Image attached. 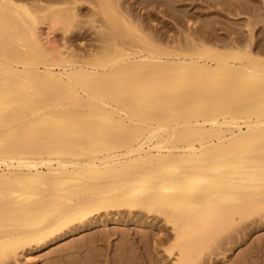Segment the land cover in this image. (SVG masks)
I'll list each match as a JSON object with an SVG mask.
<instances>
[{
	"label": "bare ground",
	"instance_id": "1",
	"mask_svg": "<svg viewBox=\"0 0 264 264\" xmlns=\"http://www.w3.org/2000/svg\"><path fill=\"white\" fill-rule=\"evenodd\" d=\"M195 2L0 0V264L64 236H78L77 246L88 232L91 258L73 243L83 257L73 264H100L93 244L108 237L96 229L125 217L163 220L170 233L157 244L170 236L173 264H202L241 224L264 218V38L252 33L260 11L246 5L247 40L234 29L221 38L205 30V12L178 11ZM159 6L190 29L200 21V31L152 35L143 20ZM84 27L99 37L96 50L52 43L71 28L83 39Z\"/></svg>",
	"mask_w": 264,
	"mask_h": 264
},
{
	"label": "rangeland",
	"instance_id": "2",
	"mask_svg": "<svg viewBox=\"0 0 264 264\" xmlns=\"http://www.w3.org/2000/svg\"><path fill=\"white\" fill-rule=\"evenodd\" d=\"M134 0H128L129 3H132ZM225 2H231L232 6H228L229 8H226L224 11H220L219 8L210 6V12L208 11H204L205 6H207L206 4H202V3H198V0H196V4L202 5V6H197L194 7L192 9H190L187 5L186 6H181L178 5V11L182 14L184 10H188L189 12H205L201 18L202 20L205 22H207V24L209 23V25L212 27H205V30L210 29L212 30V35L214 37H221V38H228L232 29H234L235 31H238V33L240 34V37L247 40V35H248V31H247V27L245 26L247 24V22L251 21V15L249 13H247V7L251 6V8L254 9H258L260 11V16L259 18L257 17L256 19V23H253V35L256 36V41L258 38H264V33L260 32V30L264 31V0H224ZM252 1H254L252 3ZM137 2V0H136ZM249 2V3H248ZM241 3V4H240ZM247 3V4H246ZM247 5V7H246ZM227 7V6H226ZM240 7V8H239ZM149 10L151 11V17L150 19H145L143 20V25L148 29V31L154 35V36H162L165 39H169L171 41V38H180L181 36V31L182 30H188L189 26L184 22L185 20L181 18L177 19L175 18V16L173 15H169L167 12H164V7L159 6L158 8L156 7H150ZM218 10L219 14L216 13H212L213 11ZM178 11H174L176 13V15L180 14L178 13ZM145 9H142L141 6H137V4H134V16L136 18L140 17L139 19L141 20L142 18L144 19L145 17ZM262 14V15H261ZM263 16V17H262ZM261 17V18H260ZM211 19V22H210ZM215 19L212 24V20ZM260 19V20H259ZM184 20V21H182ZM190 22H193V19H189ZM209 20V21H208ZM142 21V20H141ZM195 22V21H194ZM200 24V21H199ZM198 23H195L192 25L191 29L189 28V32H192L193 34H195L197 31H200V27L201 25H199ZM233 26V27H230ZM262 25V27H260ZM87 27V26H86ZM86 27H84V29L81 30V32L83 31V33L86 31H88L85 34V37L83 36V39L81 38L80 40H77V38L73 39V37L71 36V33L76 31L75 28H71L70 31L68 32V35L63 36L61 31H57L55 32V37L53 38L52 43L56 42V45L58 43L62 44L63 42L67 41V45L72 46L74 49H76L79 53L81 54H87L90 53L89 50L91 51L92 49H97L98 46H100L99 42H98V36L95 34V32L93 33L92 30L90 29H86ZM204 27V26H203ZM43 28V29H42ZM41 29L42 31L46 30L45 27L43 26ZM88 28V27H87ZM197 28V29H196ZM258 28L260 30H258ZM214 29V30H213ZM231 30V31H230ZM43 31V32H44ZM60 32V33H59ZM58 35H57V34ZM60 34V36H59ZM59 36V37H58ZM68 36V38H67ZM71 36V38H70ZM87 36V37H86ZM249 36V35H248ZM56 38V40H55ZM67 38V39H66ZM65 39V40H64ZM60 46V45H58ZM95 46V47H94ZM128 215V214H125ZM117 218V217H115ZM125 222L124 223H117L118 225H120V229L125 233H122L120 231H118V225L116 223H108L105 224L104 226H102V230L103 233L99 230L96 229V233H100L103 235H106V237H108L105 241V239H103L105 242H99L101 245H98L97 243L93 244V246L96 247V249H99L100 247L102 248L99 249L100 253L98 250V253H100V262L98 261L100 264H120V262L122 263V260L125 261L124 259L128 256V254L130 255V257L128 256L129 260V264H173L174 262V258L173 256H168L165 252H164V248L166 246H168V244L170 243V236L168 238L167 241H163L160 244H157V239L159 238H163L165 234L170 233L169 231V227L166 226L163 222V220L159 219V220H153L151 218H148L146 220H141L140 222L137 221L136 223H126V221L128 220V217L124 218ZM151 220V222H150ZM159 221V222H158ZM162 221V222H161ZM147 222L149 223L148 226L144 225L143 223ZM251 224H250V223ZM141 223V224H140ZM110 224H112L110 226ZM114 224V225H113ZM129 224V225H128ZM134 224V225H133ZM155 224V225H154ZM123 225V226H121ZM112 226L114 227L112 230L114 233L111 234L112 232L110 231V228H112ZM142 226V227H141ZM246 226V227H245ZM139 227V229H138ZM146 227V228H145ZM148 227V228H147ZM151 227V228H150ZM249 227V229H248ZM119 229V230H120ZM125 229V230H124ZM140 229L143 230V232L147 233V236L149 237L148 239H146L144 237V233L142 234V236L144 237L143 239L146 240H139L141 239V237L139 238L138 232L141 234ZM245 231H244V230ZM168 232H167V231ZM95 230H93L94 232ZM165 231V233H164ZM248 231V232H247ZM120 232L121 236L123 235H127L125 238L121 239L120 234L118 233ZM89 233V232H88ZM87 234H83L81 236V234H79L80 241H79V247L78 249L81 247V249H79L81 252V255H86L90 256V252L91 251L90 248H92V245H90L91 247L89 248V250L87 249V245L88 239L90 240L89 235ZM95 233V232H94ZM97 233V234H98ZM119 234V235H118ZM139 236H138V235ZM149 234H151V236L153 238V244H149L152 243V241L150 240V236ZM153 234H155L153 236ZM85 235L88 237L86 238ZM75 235H69V236H64V238L62 237L61 239H58L57 241L53 242L52 244H49L47 246H45L42 249H33L31 250V252H27L25 253V257L24 256H19L17 262H13L12 264H65V262L67 261V256H69V258L71 257V255L73 253H75L77 251V249H74L73 247V243H75L74 241H77V238L74 237ZM122 236V237H123ZM146 236V237H147ZM85 237V238H84ZM231 237V238H230ZM83 238L85 241H87V243L85 241H83ZM228 239L221 245L219 246L218 249L214 250V253L212 255H210V258L208 260H204V262L202 264H264V218H255L253 220L247 221L243 224H241L236 231H232L228 237ZM233 239V240H232ZM79 240V239H78ZM82 240V242H81ZM108 240V241H107ZM126 240H128L129 242H127ZM138 240V241H137ZM121 241H123L124 244L122 245V249H120L119 245H121ZM140 241V242H139ZM143 241H146L144 243ZM84 242V243H83ZM139 242V243H137ZM75 243V248H77ZM82 243V244H81ZM86 243V244H85ZM129 243V244H128ZM142 243L145 244V246L143 247ZM73 244V245H71ZM83 244L86 246H83ZM142 244V245H141ZM71 245V246H70ZM128 245L133 246L132 248H129ZM150 245V247L147 249V247ZM152 245V246H151ZM89 246V244H88ZM100 246V247H99ZM118 246V247H117ZM154 246V247H153ZM70 247V250H69ZM95 247L93 250H95ZM99 247V248H97ZM126 247L129 248V250L126 253L125 249ZM146 247V252H150L147 254H151L150 257H152L153 259L149 258V255H147V257L145 256V252H144V248ZM73 248V250L71 249ZM84 248V249H83ZM118 250H117V249ZM86 249V252H85ZM116 249V251H115ZM120 249V251L124 249V253L122 256L121 252H118ZM131 249V250H130ZM88 250V251H87ZM72 251H75L72 253ZM97 251H92V254H98ZM89 254H88V253ZM250 252V254H249ZM29 253V254H28ZM78 253V252H77ZM84 253V254H83ZM118 253H121V255H117ZM132 253V254H130ZM247 253L249 254V261L247 259ZM27 254V255H26ZM114 254V257H112ZM126 254V255H125ZM117 256H121V258L119 257V261L121 259L120 262H118V260L116 261V259H118ZM124 255L126 256L125 258ZM75 256V254H74ZM72 255V261L69 259V261L67 263L73 264V262H75L77 260V258H80L77 256L74 257ZM91 258V257H89ZM74 257V258H73ZM86 257V256H85ZM83 257L80 258V261L83 262ZM113 258V259H111ZM115 258V259H114ZM123 258V259H122ZM147 258H149L152 261H149ZM74 259H76L75 261H73ZM103 259V260H102ZM207 259V258H206ZM105 260V261H104ZM79 261V260H78ZM78 262V264H82V262ZM112 261V262H111ZM248 261V263H247ZM77 262V261H76ZM118 262V263H117ZM127 262V263H126ZM66 263V264H67ZM126 264H128V261H125ZM124 263V264H125ZM77 264V263H75ZM93 264H97L96 262Z\"/></svg>",
	"mask_w": 264,
	"mask_h": 264
}]
</instances>
